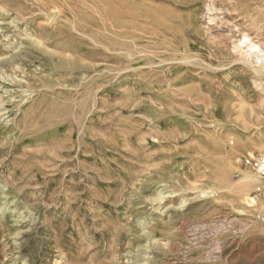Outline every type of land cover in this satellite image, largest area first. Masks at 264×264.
Returning <instances> with one entry per match:
<instances>
[{
  "label": "rangeland",
  "instance_id": "1",
  "mask_svg": "<svg viewBox=\"0 0 264 264\" xmlns=\"http://www.w3.org/2000/svg\"><path fill=\"white\" fill-rule=\"evenodd\" d=\"M242 32L264 0H0V264H264Z\"/></svg>",
  "mask_w": 264,
  "mask_h": 264
},
{
  "label": "bare ground",
  "instance_id": "2",
  "mask_svg": "<svg viewBox=\"0 0 264 264\" xmlns=\"http://www.w3.org/2000/svg\"><path fill=\"white\" fill-rule=\"evenodd\" d=\"M206 10H207V8H206ZM45 16L48 19H50L51 17L55 16V13L51 11V12L46 13ZM240 35H241V37L239 39H237V41L235 42V45L233 47L234 48L233 51H235V49H236V51L239 53V55L248 61H250L251 59L256 60V62L261 61L262 58L264 57V44H263V42H260L259 40L254 41L252 38H249L248 34H245L244 32H242ZM263 103H264V99H263ZM249 177L252 178L251 175Z\"/></svg>",
  "mask_w": 264,
  "mask_h": 264
},
{
  "label": "built area",
  "instance_id": "3",
  "mask_svg": "<svg viewBox=\"0 0 264 264\" xmlns=\"http://www.w3.org/2000/svg\"><path fill=\"white\" fill-rule=\"evenodd\" d=\"M240 162L245 168L254 171L258 176L264 179V157L259 155L242 156Z\"/></svg>",
  "mask_w": 264,
  "mask_h": 264
}]
</instances>
